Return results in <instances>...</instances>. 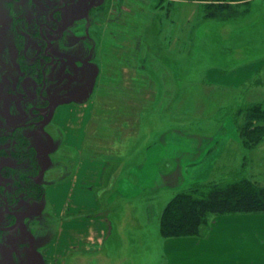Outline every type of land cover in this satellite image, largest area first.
<instances>
[{
    "label": "rangeland",
    "instance_id": "1",
    "mask_svg": "<svg viewBox=\"0 0 264 264\" xmlns=\"http://www.w3.org/2000/svg\"><path fill=\"white\" fill-rule=\"evenodd\" d=\"M70 1L74 14L67 18V28L55 35L56 52L78 62L86 61L69 90L75 91L78 100H68V109L77 115L76 124L85 126L89 120L82 154L107 161L101 197L110 198L109 209L119 224L108 247L119 252L70 255L69 259V255H62L67 251L65 246L63 253L55 251L54 258L44 249L54 239L57 219L43 202H34V215L22 217L10 232L18 242L27 232L34 247L28 249L17 242L21 253L16 254L10 248L9 233L0 232V261L163 264L166 255L160 250L164 242L176 249L194 245L196 239H164L160 234L164 206L177 192L195 182L230 183L241 178L264 185V140L248 146L238 127L245 116L236 118L244 103L264 100V0ZM209 5L220 11L210 15L206 9ZM86 6H92L90 14H85ZM43 10L46 15L40 21L47 19L49 10L43 0H0V96L11 90L20 91V85L36 93L38 82L25 81L24 75L31 72L34 76L37 68L23 56L27 41L14 33L12 23L14 17L25 14L30 19L22 27L34 30L31 21ZM32 54L31 46L27 55ZM11 108L14 122L28 118L20 104ZM55 110L56 107L50 109L51 123L31 137L32 144L39 146L42 173L38 180L45 188L67 178L76 160L75 149L66 145L63 128L53 122ZM4 115L0 108V130L6 126ZM168 137L171 152H164L160 164L166 177L164 189L150 190L148 173L153 159L162 156L157 149L163 148L165 141L168 144ZM217 137L226 138L223 153L211 159L206 174L197 180L189 179L183 167L197 165L195 162L203 155L197 150L198 144L205 150L212 146L208 153L211 154L221 145L222 141L209 146ZM152 152L155 158L149 159ZM204 161L205 158L198 166ZM123 183L127 192L119 186ZM3 218L0 203L2 222ZM214 218L209 216L202 236H197L203 238L212 230ZM218 222L214 224L218 231L235 234L237 228L243 229V225L226 229L228 222ZM187 238H191L189 242Z\"/></svg>",
    "mask_w": 264,
    "mask_h": 264
},
{
    "label": "crops",
    "instance_id": "2",
    "mask_svg": "<svg viewBox=\"0 0 264 264\" xmlns=\"http://www.w3.org/2000/svg\"><path fill=\"white\" fill-rule=\"evenodd\" d=\"M252 71L255 70L252 68ZM68 103L66 102L56 107L53 113V122L57 127L63 128L66 145L75 149L76 160L74 169L67 178L59 179L45 188L43 204L47 206L50 215L57 219V223L54 239H52L49 247H45L44 252L52 253L55 258V251L56 253H63V249L66 246L67 251L62 254L65 256H92V254L97 255L103 253V251L106 254L114 251L113 254H116L115 252L118 250H111L108 245L110 244L109 240L116 235L119 224L114 219L113 212L109 209L110 198L107 196L105 198L101 197L107 161L96 156H84L82 154L89 120H86L85 126L76 124L78 117L74 112H69L68 106L70 104ZM74 103L76 105L85 104ZM60 110L62 112L66 111V113L61 112L60 114ZM67 113H69L68 117ZM225 139L223 138V141L217 137L213 139L214 142H210L209 146L218 144L220 141L223 142L218 145L216 150H212L211 154L208 153L212 146L205 150V146L201 147L198 144L197 150L201 151L203 155L195 162L196 166L189 169H184L183 167L185 175L191 180H197L201 175L206 174L207 169L211 167V161L223 153ZM201 142L202 140H200ZM180 146L182 147L181 144ZM159 147L157 152L159 154L162 153V156L160 154L159 157L156 156L157 158H155L152 152L149 157V159L155 158L152 163L153 168L148 173L151 176L147 186L150 190L164 189L166 183V177L161 171L160 164L163 162L164 152H171L172 145L169 137L168 144L166 145L165 141L163 148ZM204 158L205 161L201 163L203 165L198 166ZM149 162L148 166L151 165V160ZM119 186L125 192L129 190L124 183L119 184ZM214 217V223L211 226L212 230L205 237L185 236L196 238L192 242L194 245L179 246V248L175 249L169 248L167 243L164 242L162 250H160L163 255H166V261L163 264H264L263 213L226 214ZM218 221L222 223L228 222L226 229L237 228L241 225H243V229L237 228L238 230H236L235 234H233L235 231H218L214 225L215 222L219 223ZM164 239L166 238L164 237ZM171 239L180 238L173 237ZM187 239L186 241L189 242L191 238ZM225 239L227 242L224 241ZM192 248L193 251L190 250ZM183 249L190 251L186 253L183 252ZM123 252L121 251L120 253ZM104 257L107 256L104 254Z\"/></svg>",
    "mask_w": 264,
    "mask_h": 264
},
{
    "label": "flooded vegetation",
    "instance_id": "3",
    "mask_svg": "<svg viewBox=\"0 0 264 264\" xmlns=\"http://www.w3.org/2000/svg\"><path fill=\"white\" fill-rule=\"evenodd\" d=\"M43 3L49 7V10H47V19L39 21L34 37L33 35L29 36L26 32H21V36H24L27 41L22 50L23 56L37 68L34 76L30 74L31 72L24 75L25 81H28L29 79L35 80V82H38L39 87L36 90V93H34L26 86L20 85V91L16 92L11 90L6 92L4 96H0V108L5 114L4 123L6 125L5 128L0 130V136L15 134L18 132V129L23 128L28 129L22 133H24L26 139L31 141V137L37 131H43L45 125L51 123L50 109L52 107H58L59 105L68 102V100H78L75 91L69 90L71 85L79 79L86 61L82 59L78 62L72 57L57 54L55 41V35L67 28L66 21L69 16L74 14V7L70 0H43ZM39 14L41 16L42 13L39 12ZM15 26L16 25H13L12 23L14 33H19L20 30H17V26L16 28ZM48 33L51 34L50 38ZM33 40H35L34 44ZM31 46L33 47V54L28 56L27 50ZM36 100L39 102H35ZM29 102L31 103L27 106V103ZM19 104L20 107L25 110L28 118L26 120L14 122L11 115V106L13 105L14 109L19 106ZM8 115L10 125L7 122ZM12 142L15 141L13 140ZM31 145L32 147L34 146L35 149L39 148L36 144ZM26 158H24V160H26ZM2 164L3 161H0V203L4 209V218L3 222L0 219V226H10L15 222L17 216L18 220L13 228L15 229L21 222L22 217L24 218L26 216L34 215L32 211V203L44 202L45 189H41V194L38 192L35 194L34 189L30 186L31 183H40L38 177L42 173V167L40 166L38 168L37 177L31 178V183L25 182L20 185L14 184V178L11 180V178L2 175ZM29 175L30 174H28V176ZM5 206L8 208L6 209ZM5 220H8V222L4 223ZM13 229L0 230V232L9 233L10 248L18 254V252L21 253V247L17 248L16 243L18 242V238H14V235L10 233ZM18 243L21 245L24 244L28 249L34 247L35 244L34 240L27 232L24 234V238L19 240ZM0 262L1 264H7L5 260Z\"/></svg>",
    "mask_w": 264,
    "mask_h": 264
},
{
    "label": "trees",
    "instance_id": "4",
    "mask_svg": "<svg viewBox=\"0 0 264 264\" xmlns=\"http://www.w3.org/2000/svg\"><path fill=\"white\" fill-rule=\"evenodd\" d=\"M91 7L86 6L85 9L88 13L85 14L91 13ZM215 7L217 6L209 5L206 8L212 16L220 11ZM229 7L221 6L223 9H229ZM40 13H42L40 17L39 13H36L39 18L36 16L31 21L34 23H32L35 26L34 30L24 29L27 27L21 26L22 23L28 24L27 21L30 18L27 15L19 14L14 17L13 25L17 26V30H20L16 34L20 36L21 32H26L29 36L33 35L34 37L40 19L46 15L44 10ZM241 114L245 116L244 123L238 125L241 139L248 146L254 147L264 139V100L244 103L242 107L238 108L236 118ZM22 129H18V132L12 135L0 136V157L7 155L3 159L0 158V161H3L2 175L11 178V180L14 178V184L20 185L25 182L31 183V178L37 177L38 168L41 166L39 148L32 147V142L26 139ZM13 140L15 142H12ZM28 174L31 176L29 175V177ZM39 182L30 184L35 194L37 192L41 194V189H45L44 183ZM248 213L264 214V185L252 182L247 178L230 183L195 182L186 189L177 192L166 203L160 216V234L165 238L202 236V228L206 226L209 216Z\"/></svg>",
    "mask_w": 264,
    "mask_h": 264
},
{
    "label": "water",
    "instance_id": "5",
    "mask_svg": "<svg viewBox=\"0 0 264 264\" xmlns=\"http://www.w3.org/2000/svg\"><path fill=\"white\" fill-rule=\"evenodd\" d=\"M48 46H49V44H48ZM7 122L10 125L9 115L7 116ZM15 127H12V128H15ZM5 208L7 209L8 207L5 206ZM17 220H18V217L16 216V220H15V222L13 224H11L10 226H0V230H11V229H13L15 227V225H16Z\"/></svg>",
    "mask_w": 264,
    "mask_h": 264
}]
</instances>
